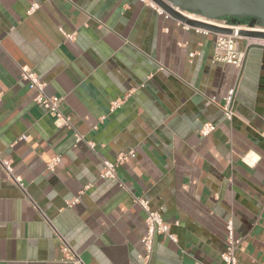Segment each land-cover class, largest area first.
Segmentation results:
<instances>
[{
    "label": "crops",
    "instance_id": "obj_1",
    "mask_svg": "<svg viewBox=\"0 0 264 264\" xmlns=\"http://www.w3.org/2000/svg\"><path fill=\"white\" fill-rule=\"evenodd\" d=\"M214 42L141 0H0V160L21 184L0 165V264H67L62 241L84 264H138L139 199L175 237L150 264H222L229 221L239 264H264V42L238 40L239 68Z\"/></svg>",
    "mask_w": 264,
    "mask_h": 264
},
{
    "label": "built area",
    "instance_id": "obj_2",
    "mask_svg": "<svg viewBox=\"0 0 264 264\" xmlns=\"http://www.w3.org/2000/svg\"><path fill=\"white\" fill-rule=\"evenodd\" d=\"M142 2L148 4L153 10L157 13L165 14L161 9H159L156 5H154L149 0H141ZM33 8L29 10V13L32 11ZM166 15V14H165ZM168 16V15H167ZM209 24H213L222 28H228L232 30V34L224 35V34H214L215 42H214V53H213V60L215 62L226 63L239 68L243 61V53L238 48V40L240 37L238 36L239 30H255L258 31L259 29L253 28L250 29L247 26H233L228 25L225 21L222 22H215L212 21ZM184 29H192L196 33H204L208 34V32L190 28L184 24H181ZM74 35H66L67 39H73ZM264 42V41H260ZM20 79L27 83L29 89L34 90L36 92V96L34 98V103L37 105L42 106L48 115H50L54 119V124L57 127H69V121L64 118L60 111H59V102L60 99L54 96H47L44 93V84L41 83L37 76L29 69L21 68L20 71ZM234 91L231 90L227 97L225 98V103L222 106V110L224 112L225 118L230 120L232 117L231 112V102L233 98ZM115 107V106H114ZM212 130H214V126L210 124H205L202 126L200 132L201 136H206ZM82 140L80 136H76V142ZM92 147L91 144H89ZM130 156H133V153L130 152L128 154H119L114 162L103 161L102 168L99 171V177L102 179H115V169L120 164L124 163ZM55 162V160L53 161ZM0 165L8 178L12 179L13 182L20 186L19 178H15L12 176V169L9 161L0 160ZM53 164H49L48 169L52 170ZM137 203L141 206L144 210L146 217H145V234L141 239L142 243V252L138 255V264H150L151 255L153 251V244L154 239L157 235L164 234L166 235L171 241L175 242V237L170 234L169 226L163 222L161 215L158 211L150 209L146 202L142 200H137ZM73 204V202H72ZM71 205V203L69 204ZM227 229V237H226V245L225 250L221 255L222 264H239L236 252L238 249L239 241L236 240L233 236V228L232 223L229 221L226 226ZM61 252L63 254L64 262L67 264H84L82 259L69 247V245L62 241L60 245Z\"/></svg>",
    "mask_w": 264,
    "mask_h": 264
},
{
    "label": "water",
    "instance_id": "obj_3",
    "mask_svg": "<svg viewBox=\"0 0 264 264\" xmlns=\"http://www.w3.org/2000/svg\"><path fill=\"white\" fill-rule=\"evenodd\" d=\"M166 15L190 28L211 34H232V30L187 18L197 16L208 21L228 25L247 26L255 30H239L238 36L249 40L264 41V0H149Z\"/></svg>",
    "mask_w": 264,
    "mask_h": 264
},
{
    "label": "bare ground",
    "instance_id": "obj_4",
    "mask_svg": "<svg viewBox=\"0 0 264 264\" xmlns=\"http://www.w3.org/2000/svg\"><path fill=\"white\" fill-rule=\"evenodd\" d=\"M185 15L187 18H190V19H193V20H198L200 22H206V23H211L210 21L204 19V18H200V17H197V16H191V15H188V14H183Z\"/></svg>",
    "mask_w": 264,
    "mask_h": 264
},
{
    "label": "rangeland",
    "instance_id": "obj_5",
    "mask_svg": "<svg viewBox=\"0 0 264 264\" xmlns=\"http://www.w3.org/2000/svg\"><path fill=\"white\" fill-rule=\"evenodd\" d=\"M210 22H212V21H210Z\"/></svg>",
    "mask_w": 264,
    "mask_h": 264
}]
</instances>
